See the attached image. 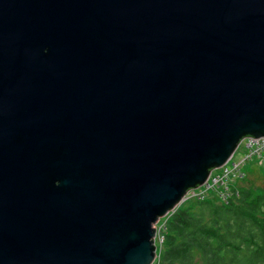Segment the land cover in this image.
<instances>
[{"label": "water", "instance_id": "1", "mask_svg": "<svg viewBox=\"0 0 264 264\" xmlns=\"http://www.w3.org/2000/svg\"><path fill=\"white\" fill-rule=\"evenodd\" d=\"M248 136L264 0H0V264H151Z\"/></svg>", "mask_w": 264, "mask_h": 264}, {"label": "trees", "instance_id": "2", "mask_svg": "<svg viewBox=\"0 0 264 264\" xmlns=\"http://www.w3.org/2000/svg\"><path fill=\"white\" fill-rule=\"evenodd\" d=\"M251 176L226 203L211 194L176 208L159 264H264V181Z\"/></svg>", "mask_w": 264, "mask_h": 264}, {"label": "built area", "instance_id": "3", "mask_svg": "<svg viewBox=\"0 0 264 264\" xmlns=\"http://www.w3.org/2000/svg\"><path fill=\"white\" fill-rule=\"evenodd\" d=\"M244 139L246 140L244 146L245 150L247 151L246 158L255 157L258 165L262 168L264 175V136L244 137L241 142ZM241 142L238 144L237 148L240 146ZM234 152L224 164L210 171L204 183L196 188L188 190L185 194V197L186 195H189L190 199H206L211 194H215L220 202L226 203L230 198L236 195L237 184L241 182V180L245 178L249 172L243 170L245 158H242L239 161L231 160ZM197 189L199 190V193H196ZM162 229L163 224L161 230Z\"/></svg>", "mask_w": 264, "mask_h": 264}, {"label": "rangeland", "instance_id": "4", "mask_svg": "<svg viewBox=\"0 0 264 264\" xmlns=\"http://www.w3.org/2000/svg\"><path fill=\"white\" fill-rule=\"evenodd\" d=\"M246 140L244 139L240 146L235 150L231 160L233 161H239L242 158L245 161V164L243 165V170L246 172H249V174H252V179H259L260 181H264V175L262 172V168L258 165L257 160L255 157H251V158H246L247 156V151L245 150L244 146H245ZM248 175V174H247ZM254 176V177H253ZM196 193H199V190L197 189ZM190 200L189 195L183 199V201L176 206L173 210L169 211L166 215L160 217L156 223L154 224L155 229H156V235H155V246H156V257L154 259V261L151 264H159L160 262V257H161V253L163 250V241H164V225H165V221L169 218L170 214L178 207L183 206L186 202H188ZM163 224V229L161 230Z\"/></svg>", "mask_w": 264, "mask_h": 264}, {"label": "bare ground", "instance_id": "5", "mask_svg": "<svg viewBox=\"0 0 264 264\" xmlns=\"http://www.w3.org/2000/svg\"><path fill=\"white\" fill-rule=\"evenodd\" d=\"M240 188V187H239Z\"/></svg>", "mask_w": 264, "mask_h": 264}]
</instances>
